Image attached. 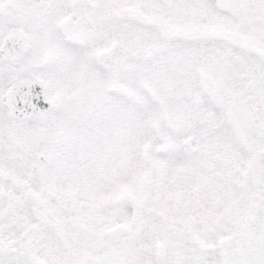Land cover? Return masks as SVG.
Returning a JSON list of instances; mask_svg holds the SVG:
<instances>
[{
  "label": "snow or ice",
  "instance_id": "1",
  "mask_svg": "<svg viewBox=\"0 0 264 264\" xmlns=\"http://www.w3.org/2000/svg\"><path fill=\"white\" fill-rule=\"evenodd\" d=\"M0 264H264V0H0Z\"/></svg>",
  "mask_w": 264,
  "mask_h": 264
}]
</instances>
